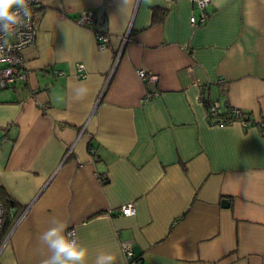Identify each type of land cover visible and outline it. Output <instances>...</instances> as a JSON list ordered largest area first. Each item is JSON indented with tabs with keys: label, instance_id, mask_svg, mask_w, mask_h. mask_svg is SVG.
I'll list each match as a JSON object with an SVG mask.
<instances>
[{
	"label": "crops",
	"instance_id": "0c3cea01",
	"mask_svg": "<svg viewBox=\"0 0 264 264\" xmlns=\"http://www.w3.org/2000/svg\"><path fill=\"white\" fill-rule=\"evenodd\" d=\"M104 3L38 0L26 78L0 88V264H43L54 218L88 264H126L123 241L142 264H264V0H211L202 22L192 0ZM216 101L251 124H211Z\"/></svg>",
	"mask_w": 264,
	"mask_h": 264
},
{
	"label": "built area",
	"instance_id": "2783aa9c",
	"mask_svg": "<svg viewBox=\"0 0 264 264\" xmlns=\"http://www.w3.org/2000/svg\"><path fill=\"white\" fill-rule=\"evenodd\" d=\"M198 10V22L205 21L208 18L207 5L211 0H192ZM38 0H29L30 18L25 19L22 25H19L7 33L0 32V88H8L15 84L18 79H25L24 67L25 59L23 55L24 48L31 46L35 43L37 30L34 26V13L35 5ZM76 23L82 27L93 29L95 41L99 49H107L110 47V35L101 29L94 28L97 20L91 10L81 11L76 18ZM5 41L7 43H5ZM137 75L140 79L151 82L155 80V76L147 73L144 69H138ZM220 103L213 102L209 106V112L215 115L220 112ZM235 113L240 116L242 111L235 109ZM240 122L243 126L251 124L250 120H235ZM232 121V122H235ZM259 126L264 129V123H260ZM94 151L93 148L90 149ZM71 148L68 149V152ZM121 213L123 215H133L135 209L133 203H127L121 207ZM4 220L3 205L0 201V232L2 229ZM75 231L71 226L66 227V231ZM121 249L126 256V264H142L139 260L133 259L132 246L129 241H123L121 243Z\"/></svg>",
	"mask_w": 264,
	"mask_h": 264
},
{
	"label": "clouds",
	"instance_id": "9594fccd",
	"mask_svg": "<svg viewBox=\"0 0 264 264\" xmlns=\"http://www.w3.org/2000/svg\"><path fill=\"white\" fill-rule=\"evenodd\" d=\"M29 0H0V32L22 25L30 18ZM5 43H7L5 41ZM66 224L58 219L39 237L50 255L43 264H88V249L79 243L77 233L66 231ZM93 264H116V257L110 252H99Z\"/></svg>",
	"mask_w": 264,
	"mask_h": 264
},
{
	"label": "trees",
	"instance_id": "16d2710c",
	"mask_svg": "<svg viewBox=\"0 0 264 264\" xmlns=\"http://www.w3.org/2000/svg\"><path fill=\"white\" fill-rule=\"evenodd\" d=\"M108 1L109 0H105L104 6H106ZM212 103L213 102L206 103L207 114H208L209 121L211 124H226V123H231L232 121H235V120H250L247 114H244L242 112L241 115L238 116L235 113V110L233 107H230V106H227L226 104H221V103H220L221 105L220 112L215 115H212L209 112V106ZM0 201L3 205V210H4V220H3V225H2L1 232H0V240H2V238L8 233L11 226L13 225L16 219V215L14 214L12 217L9 216L10 208L15 207V203L13 202V200L2 199V197H0Z\"/></svg>",
	"mask_w": 264,
	"mask_h": 264
},
{
	"label": "water",
	"instance_id": "95a60500",
	"mask_svg": "<svg viewBox=\"0 0 264 264\" xmlns=\"http://www.w3.org/2000/svg\"><path fill=\"white\" fill-rule=\"evenodd\" d=\"M222 205L223 206H227V201L226 200H222Z\"/></svg>",
	"mask_w": 264,
	"mask_h": 264
}]
</instances>
